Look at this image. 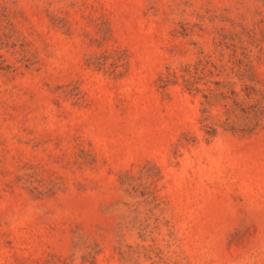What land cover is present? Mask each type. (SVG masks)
<instances>
[{
    "label": "rangeland",
    "instance_id": "obj_1",
    "mask_svg": "<svg viewBox=\"0 0 264 264\" xmlns=\"http://www.w3.org/2000/svg\"><path fill=\"white\" fill-rule=\"evenodd\" d=\"M0 264H264V0H0Z\"/></svg>",
    "mask_w": 264,
    "mask_h": 264
}]
</instances>
